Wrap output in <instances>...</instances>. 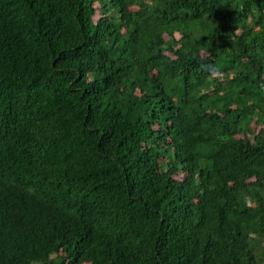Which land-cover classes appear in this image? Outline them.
<instances>
[{
    "label": "trees",
    "instance_id": "trees-1",
    "mask_svg": "<svg viewBox=\"0 0 264 264\" xmlns=\"http://www.w3.org/2000/svg\"><path fill=\"white\" fill-rule=\"evenodd\" d=\"M0 264H264V0H0Z\"/></svg>",
    "mask_w": 264,
    "mask_h": 264
},
{
    "label": "rangeland",
    "instance_id": "rangeland-1",
    "mask_svg": "<svg viewBox=\"0 0 264 264\" xmlns=\"http://www.w3.org/2000/svg\"><path fill=\"white\" fill-rule=\"evenodd\" d=\"M95 4H97V3H95ZM256 127V126H255Z\"/></svg>",
    "mask_w": 264,
    "mask_h": 264
}]
</instances>
